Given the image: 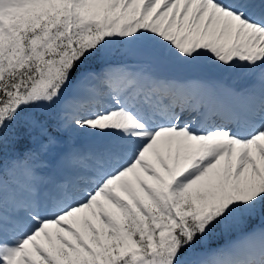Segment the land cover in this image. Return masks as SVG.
Here are the masks:
<instances>
[{"label":"snow or ice","instance_id":"obj_1","mask_svg":"<svg viewBox=\"0 0 264 264\" xmlns=\"http://www.w3.org/2000/svg\"><path fill=\"white\" fill-rule=\"evenodd\" d=\"M0 264H264V0H0Z\"/></svg>","mask_w":264,"mask_h":264}]
</instances>
